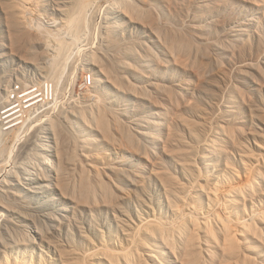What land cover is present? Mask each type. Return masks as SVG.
<instances>
[{
	"label": "rangeland",
	"instance_id": "1",
	"mask_svg": "<svg viewBox=\"0 0 264 264\" xmlns=\"http://www.w3.org/2000/svg\"><path fill=\"white\" fill-rule=\"evenodd\" d=\"M0 264H264V0H0Z\"/></svg>",
	"mask_w": 264,
	"mask_h": 264
},
{
	"label": "bare ground",
	"instance_id": "2",
	"mask_svg": "<svg viewBox=\"0 0 264 264\" xmlns=\"http://www.w3.org/2000/svg\"><path fill=\"white\" fill-rule=\"evenodd\" d=\"M85 4H86V3H85ZM81 12H82V11H81ZM83 13H84V12H83ZM81 16H82V15H81ZM79 17H80V16H79ZM79 19H80V18H79ZM81 19H82V18H81ZM74 21H75V20H74ZM75 22H76V21H75ZM77 24H78V23H77ZM73 28H74V27H73ZM74 30H75V29H74ZM65 43H66V42H65ZM62 46H63V45H62ZM64 46H65V45H64ZM64 48H65V47H64ZM64 48H63V49H64ZM61 50H62V49H61ZM24 112H25V111H24ZM223 218H224V217H223ZM223 218H222L221 220L224 222V225H225V224H226V223H225L226 221H225V218H224V219H223ZM204 219H205V218H204ZM225 226H226V225H225ZM226 228H227V226H226ZM226 230H227V229H226Z\"/></svg>",
	"mask_w": 264,
	"mask_h": 264
}]
</instances>
